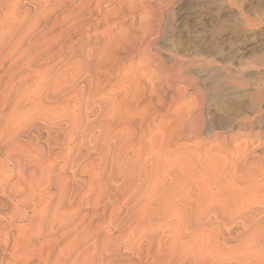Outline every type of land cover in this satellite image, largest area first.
I'll list each match as a JSON object with an SVG mask.
<instances>
[{
	"label": "bare ground",
	"instance_id": "obj_1",
	"mask_svg": "<svg viewBox=\"0 0 264 264\" xmlns=\"http://www.w3.org/2000/svg\"><path fill=\"white\" fill-rule=\"evenodd\" d=\"M189 2L0 0V264H264V137L224 182L243 192L210 175L211 154L176 151L264 121L257 90L251 122L206 127L194 76L173 82L200 66L169 37ZM127 60L155 64L126 75Z\"/></svg>",
	"mask_w": 264,
	"mask_h": 264
},
{
	"label": "rangeland",
	"instance_id": "obj_2",
	"mask_svg": "<svg viewBox=\"0 0 264 264\" xmlns=\"http://www.w3.org/2000/svg\"><path fill=\"white\" fill-rule=\"evenodd\" d=\"M211 1L212 2L209 4L208 0H191L188 9V12L190 13H187L184 9L177 12L174 16V20L171 24V32L169 33L172 45L175 47L179 46L177 47L178 50L180 49L178 56H181L184 52H191L190 54L195 57L199 54L196 58L199 60L200 66L198 64L195 69L189 67L190 69L185 71L184 76H175L173 82L177 87L182 88L190 78L192 79L191 76H194L193 79L195 78L194 80L197 83V88L201 90V93L203 92L202 98H204V105H202V112L205 120L204 126L208 127L212 124L216 126L223 122H230L229 124L235 126L240 122H251L255 114L254 111H252L255 109V105L252 104L251 101L252 97H254L253 95L255 94V91L261 90L258 95L261 94L262 96H260V100L264 98V0ZM190 6L193 7V9H191ZM127 24L128 21L122 23V26L126 27ZM116 30L117 28H112L110 31L115 32ZM160 48L162 51L159 52L160 58L162 57V60H167V62L169 61L168 63H170L172 59L166 56L167 54H170V51L163 47ZM202 62H204V64ZM153 63L155 64V61L152 60L147 64L134 63V65L130 66L131 64H129V60H127L125 64L121 63L119 65H121L120 71H123V74L127 75L131 73V71L133 72L139 64L144 66L143 69L145 72L150 71V69L153 70ZM116 69L117 67L114 66L113 72ZM120 82H123V79H121ZM183 101L184 100H182L181 97H177L174 98L172 102L163 103L160 106L158 112L160 114H166L165 119L162 120L164 123L167 120L166 118H172L179 112L178 110L181 111ZM149 102V98L139 99L138 108L146 106ZM263 102L264 100H262V102L260 101L263 110H261L262 115L264 114ZM156 111L157 110H155L154 107L148 108V113ZM158 121L159 117H155L154 122L156 123ZM206 127H204L203 130ZM245 131L251 132L250 134L243 133L239 136H233L227 143H222L219 138H215L212 140H206L201 145H196V138H192L191 140L182 138L178 141L180 146L177 145L176 151L179 153L183 151L181 155L185 153L193 158L198 157L202 153L205 155L207 153L208 155L211 154L210 167L211 170L213 169L214 174L211 171L210 175H216L214 177L219 178V180L221 179L223 182H219L218 179L215 180L214 178V181L218 182L214 183V186L217 185V188L214 189H218L219 186L220 188L222 186L221 189H223L224 182L227 178H230V175H234L235 177H238L239 175L238 170L240 171L239 163L241 156L238 151L241 150L244 143L253 140L255 138L253 137L255 136L254 134L259 138L264 137V121L252 124L250 131L248 128L245 129ZM202 157L204 158L205 156L203 155ZM196 159L202 160V158L199 159V157ZM231 160L234 162L232 163ZM229 170H233L235 173L233 174V171L230 172ZM223 179L225 180L223 181ZM236 179L237 178H234L235 185L233 184V178L232 182L230 181L229 183L231 185L233 184L232 189L234 191L236 190L234 187L237 188V192L238 189L241 190V184L243 183L240 184V188L236 187L237 184L240 183L239 181L236 182ZM221 183L223 185H220ZM229 183L226 185L229 186ZM226 185H224L225 192L230 189ZM244 186L245 184L243 187ZM240 190L238 192H243V189ZM123 231L125 232L126 230ZM123 231H121V233H124Z\"/></svg>",
	"mask_w": 264,
	"mask_h": 264
}]
</instances>
